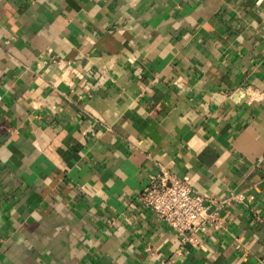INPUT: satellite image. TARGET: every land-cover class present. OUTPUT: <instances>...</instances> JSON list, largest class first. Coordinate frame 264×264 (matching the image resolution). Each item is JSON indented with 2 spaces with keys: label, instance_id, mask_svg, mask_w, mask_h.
<instances>
[{
  "label": "crops",
  "instance_id": "obj_1",
  "mask_svg": "<svg viewBox=\"0 0 264 264\" xmlns=\"http://www.w3.org/2000/svg\"><path fill=\"white\" fill-rule=\"evenodd\" d=\"M160 167L243 198L182 241ZM0 264H264V0H0Z\"/></svg>",
  "mask_w": 264,
  "mask_h": 264
},
{
  "label": "built area",
  "instance_id": "obj_2",
  "mask_svg": "<svg viewBox=\"0 0 264 264\" xmlns=\"http://www.w3.org/2000/svg\"><path fill=\"white\" fill-rule=\"evenodd\" d=\"M240 194L223 199H208L194 191L186 179L160 167L149 176L138 194V202L174 231L182 241L192 234L221 224L220 209L230 201L242 200Z\"/></svg>",
  "mask_w": 264,
  "mask_h": 264
}]
</instances>
